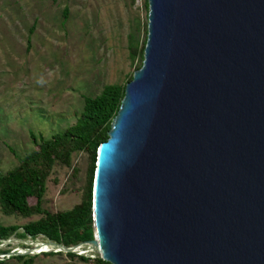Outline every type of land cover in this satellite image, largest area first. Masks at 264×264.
Segmentation results:
<instances>
[{"label":"water","instance_id":"1","mask_svg":"<svg viewBox=\"0 0 264 264\" xmlns=\"http://www.w3.org/2000/svg\"><path fill=\"white\" fill-rule=\"evenodd\" d=\"M148 8L143 65L98 148L94 238L48 251L264 264V0Z\"/></svg>","mask_w":264,"mask_h":264},{"label":"rangeland","instance_id":"2","mask_svg":"<svg viewBox=\"0 0 264 264\" xmlns=\"http://www.w3.org/2000/svg\"><path fill=\"white\" fill-rule=\"evenodd\" d=\"M146 2L0 0V174L35 150L32 133L44 139L63 133L83 112L85 97L99 95L105 85L126 87L141 62L130 51L141 50L147 36ZM65 7L69 17L63 23ZM88 167L84 152L74 155L71 167L56 165L47 181L44 208L56 213L79 204ZM39 218L6 215L0 207L3 226L23 227ZM22 232L0 241V259L32 250L33 264H96L97 253L86 245L77 248V255L91 258L88 263L65 252H38L39 244L51 243L42 236L21 237Z\"/></svg>","mask_w":264,"mask_h":264},{"label":"trees","instance_id":"3","mask_svg":"<svg viewBox=\"0 0 264 264\" xmlns=\"http://www.w3.org/2000/svg\"><path fill=\"white\" fill-rule=\"evenodd\" d=\"M146 5L148 7V0ZM62 16L65 23L69 17L68 7L63 9ZM35 28L36 24H33L30 35L34 33ZM146 42L147 36L141 50L130 51L132 58L140 56L141 62L137 70L143 65ZM138 50L140 53H137ZM132 79L133 76L130 77L129 82ZM124 95L125 86L105 85L99 95L85 97L83 112L63 133L55 134L50 139L31 134L36 144L35 150L20 158L18 166L5 174H0V207L6 215L23 217L39 215L40 218L23 227L0 225V241L9 239L21 228H23L21 237L42 236L65 247H75L94 238L93 184L98 148L109 138L112 121L120 109ZM83 152L89 157V167L81 202L70 210L56 213L48 211L43 204L47 181L54 167L56 165L71 167L74 155ZM31 199L36 201L34 205L30 204ZM51 254L53 253H44V255ZM66 255L86 263L91 261V258L75 253ZM35 258L36 256L32 255H11L8 258L2 257L0 264H33ZM94 263L111 264L100 257L95 258Z\"/></svg>","mask_w":264,"mask_h":264},{"label":"bare ground","instance_id":"4","mask_svg":"<svg viewBox=\"0 0 264 264\" xmlns=\"http://www.w3.org/2000/svg\"><path fill=\"white\" fill-rule=\"evenodd\" d=\"M36 245V244H35ZM40 248H42V249H38L37 251L39 252H44V251H48L49 249H53L54 248V246L52 245V244H46V243H44V244H39L38 245ZM26 252H28V251H26Z\"/></svg>","mask_w":264,"mask_h":264}]
</instances>
